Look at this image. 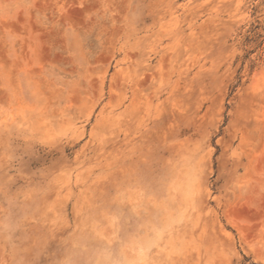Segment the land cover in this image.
Returning <instances> with one entry per match:
<instances>
[{"label": "rangeland", "instance_id": "rangeland-1", "mask_svg": "<svg viewBox=\"0 0 264 264\" xmlns=\"http://www.w3.org/2000/svg\"><path fill=\"white\" fill-rule=\"evenodd\" d=\"M0 264H264V0H0Z\"/></svg>", "mask_w": 264, "mask_h": 264}]
</instances>
